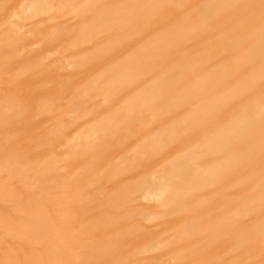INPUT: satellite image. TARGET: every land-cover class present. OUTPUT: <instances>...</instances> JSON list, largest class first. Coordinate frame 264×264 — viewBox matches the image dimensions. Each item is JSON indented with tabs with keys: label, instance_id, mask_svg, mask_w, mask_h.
<instances>
[{
	"label": "rangeland",
	"instance_id": "obj_1",
	"mask_svg": "<svg viewBox=\"0 0 264 264\" xmlns=\"http://www.w3.org/2000/svg\"><path fill=\"white\" fill-rule=\"evenodd\" d=\"M234 2L0 0L2 244L30 206L74 247L57 244L58 264H264V128L248 122L264 96L244 91L208 122L199 110L237 81L196 93L227 64L208 48L264 40V14ZM219 6L229 25L204 21Z\"/></svg>",
	"mask_w": 264,
	"mask_h": 264
},
{
	"label": "bare ground",
	"instance_id": "obj_2",
	"mask_svg": "<svg viewBox=\"0 0 264 264\" xmlns=\"http://www.w3.org/2000/svg\"><path fill=\"white\" fill-rule=\"evenodd\" d=\"M184 1H187V0H184ZM256 1L257 0H236V2L232 3L228 9H235V11L237 12L249 10V11H252L256 17H259V16L262 17L264 13L263 11L259 10V7L255 3ZM158 4H160L159 6L157 5L158 7L154 6L153 9H149L148 11L149 15L151 14V16L153 17V20L155 21H157L161 17V15L163 13H166L170 8L169 4H167L166 2L158 3ZM221 7L222 6H219V8L215 7L214 9H211L210 13L208 14V16L206 17L204 21H207L209 19L220 18V19L226 20V21L225 20L222 21L223 22L222 25H229L232 19V15L228 16L224 13L222 14L223 10L219 11ZM222 15H226V16H222ZM170 18L175 19V16L174 17L170 16ZM227 22L229 24H227ZM202 28L203 26H201V29ZM226 28H229V26H227ZM240 30L241 29H239L238 32ZM202 34H200L199 36H201ZM178 38L180 41H183L182 37H178ZM228 38H231L230 43L223 41V42H219L218 44L213 45L210 49L208 48V54H212L213 52L216 51L215 54H217L219 58H221V56L225 57L226 63H227L225 65V68L223 66V69H220V71L217 72L216 75H214L213 78L215 81H214V85L212 86V88L211 86H204L202 91H197L196 93L203 96L205 101H208L210 94L215 92L217 88H220V87L226 88V86L230 82L237 81V82H234V85H238L237 86L238 89L235 91L226 90L224 95L220 96L219 98L218 97L214 98L216 100L215 103L205 105L199 110V111L205 112L207 116L206 120L208 122L214 121L215 120L214 118H216L217 114H219L220 112H224L226 110V105L234 101L236 97L244 91L253 90L255 95H258L259 97L264 96V44H263L264 40L258 39L256 42H254L255 47L254 48L250 47L249 49L248 47H246L247 43L249 42L247 39L243 38L244 39L243 41H238L237 37L236 38L228 37ZM235 49L236 51L234 53ZM227 59L229 61H227ZM258 66L261 67V69H259ZM211 76L213 75H209L208 77L207 76L205 77L210 78ZM251 77H255L256 79L255 83L253 85L252 84L245 85L244 81L247 82V80ZM244 103H247V102L244 101ZM252 105H254L252 102H250L249 104H245L246 106L245 108L247 107L248 108L244 110L242 109V111L240 112L243 118H245L246 120H248L249 118L248 116L253 113L252 110L254 109ZM230 113L232 112L230 111ZM257 116L259 117L252 118L250 116L251 119H249L248 122H251L250 120H252V122L255 123L254 125L257 127V132H261L264 128V114H259ZM9 124L12 125L13 123H10L8 121L7 122L2 121L0 123V128L7 127V125ZM248 150H252V149L246 146L245 144L244 152ZM254 164H256V162H251L248 165H246V167L247 166L250 167V165L253 166ZM235 168H240V165L236 166ZM239 171L240 170H237L236 172H239ZM253 182H254V179L249 178L248 183H251V184L250 185L248 184L247 188L250 191H253L254 189L251 187L254 184ZM256 184H257V181H256ZM6 198H9V196L7 195ZM15 208L17 209L18 207L16 206ZM23 211L26 213L27 218H24V217L22 219L19 218V223L11 224L10 225L11 228H9L7 232L6 231L4 232L5 234L4 235L5 237H3L4 243L2 244L0 242V259L2 258V261H0V264H58L57 262L63 261L64 258H66V255H64L65 253L60 249V247L57 244L60 245V242H64L66 244L67 249H73L74 247H72V245L69 244L68 240L66 239L67 237L61 236L60 234L55 232L54 231L55 229L53 228L50 229L49 223H46L40 219H37L38 217L42 218V215H43L42 208L31 210V207L28 206L25 209H23ZM13 233H15L16 235H21L20 236L21 240L19 244L11 243V238H13ZM52 238L54 239V241L51 240ZM34 242H38L42 245V248L40 251L37 252L33 249ZM19 246L22 248H26L27 252H21L20 250H18Z\"/></svg>",
	"mask_w": 264,
	"mask_h": 264
}]
</instances>
